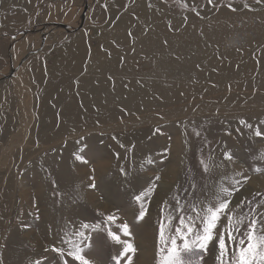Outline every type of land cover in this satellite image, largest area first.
<instances>
[{"label": "rangeland", "instance_id": "374dc122", "mask_svg": "<svg viewBox=\"0 0 264 264\" xmlns=\"http://www.w3.org/2000/svg\"><path fill=\"white\" fill-rule=\"evenodd\" d=\"M8 75L0 264H80L71 242L89 264H160L161 225L183 247L175 227L202 230L197 213L218 196L233 218L264 221V0H0ZM228 223L185 259L220 264L221 235L234 259L247 221L235 243Z\"/></svg>", "mask_w": 264, "mask_h": 264}, {"label": "snow or ice", "instance_id": "6c2138e0", "mask_svg": "<svg viewBox=\"0 0 264 264\" xmlns=\"http://www.w3.org/2000/svg\"><path fill=\"white\" fill-rule=\"evenodd\" d=\"M211 3V0H209ZM241 123H245L241 121ZM249 127H251L249 125ZM257 136L264 135V132L257 131L255 133ZM80 159V157H77ZM226 159L231 160L232 157L230 154L226 155ZM203 164V162H201ZM204 171H208L207 165H204ZM159 179V177H157ZM95 187V185H91ZM221 192L226 193L227 195H231L227 189H221ZM144 197L141 195H137L135 200L140 202ZM231 201L227 198H216V203L211 204L203 210L202 213L198 212L197 215L200 216V219L203 223V229L194 226V222L189 218L188 221L184 219L180 220V226L175 227L174 231L179 234L180 238L183 240V247L177 244L175 238L166 236L165 227L162 224L160 229V240L162 244L161 253L164 254L160 261V264H194L192 259H185L184 253H191L194 247H199L200 249H204L208 242L214 239L215 230L217 225L222 217H227L228 223V231H227V239L231 240L233 243L236 242L235 232L239 226L243 225L245 221H247V241L245 239H240L239 243L242 246L239 249V253L235 255L234 259L228 261V264H264V221L257 219L255 216L249 218L245 217L241 219L239 216L233 218V216L228 215L231 212L229 208ZM147 209L144 204H140V212L138 219H143L146 214ZM108 221L114 222L115 217L109 215L107 217ZM171 223V221H169ZM84 227H89L85 225ZM123 230L126 235H130L128 231V226L124 225ZM192 234H195V239L191 242L188 237ZM78 235L81 237L84 236V233L81 232ZM108 237L111 238L115 243L122 245V250L124 256H128L129 253H135L137 249L135 246L128 241H122L120 236L113 233L108 232ZM69 242V241H66ZM199 242V243H197ZM219 247L221 249L220 253V264H225L223 257L227 254L228 245L226 243V238L224 235L219 237ZM54 251L58 252L60 256H64L65 252L63 249H54ZM235 251V250H233ZM83 249L76 242H71V250L67 252V255L73 257L75 260L80 261V264H89V261L81 255ZM39 264V261L36 262ZM65 264L67 262L65 261ZM129 264H131V260L129 258Z\"/></svg>", "mask_w": 264, "mask_h": 264}, {"label": "water", "instance_id": "95a60500", "mask_svg": "<svg viewBox=\"0 0 264 264\" xmlns=\"http://www.w3.org/2000/svg\"><path fill=\"white\" fill-rule=\"evenodd\" d=\"M87 10H88V5L85 6V9H84V13L82 15V23L81 25H83L85 23V17H86V13H87ZM80 25V26H81ZM54 27L56 28H63L65 30L68 29V26L65 25V24H62V23H56L55 25H53ZM49 27V26H48ZM43 44H44V40H43ZM13 74V73H12ZM12 75H8V76H5V77H2L0 80H4V79H8V78H11Z\"/></svg>", "mask_w": 264, "mask_h": 264}, {"label": "bare ground", "instance_id": "6f19581e", "mask_svg": "<svg viewBox=\"0 0 264 264\" xmlns=\"http://www.w3.org/2000/svg\"><path fill=\"white\" fill-rule=\"evenodd\" d=\"M71 29H73L72 27H69V25H68V29H67V31H71ZM30 39V38H29ZM28 39V40H29ZM25 43L24 44H18L16 47H15V49H14V51H15V55L16 56H19L20 55V53L24 50V48H25ZM19 77V76H18ZM18 83H19V80H18ZM23 124V123H22Z\"/></svg>", "mask_w": 264, "mask_h": 264}]
</instances>
